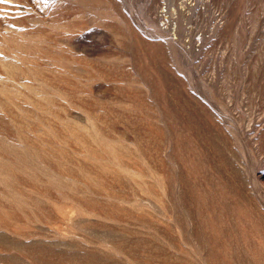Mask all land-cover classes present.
I'll use <instances>...</instances> for the list:
<instances>
[{"label":"rangeland","instance_id":"374dc122","mask_svg":"<svg viewBox=\"0 0 264 264\" xmlns=\"http://www.w3.org/2000/svg\"><path fill=\"white\" fill-rule=\"evenodd\" d=\"M0 264H264V0L0 3Z\"/></svg>","mask_w":264,"mask_h":264},{"label":"snow or ice","instance_id":"6c2138e0","mask_svg":"<svg viewBox=\"0 0 264 264\" xmlns=\"http://www.w3.org/2000/svg\"><path fill=\"white\" fill-rule=\"evenodd\" d=\"M8 0H0V3H7Z\"/></svg>","mask_w":264,"mask_h":264}]
</instances>
